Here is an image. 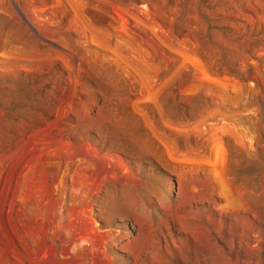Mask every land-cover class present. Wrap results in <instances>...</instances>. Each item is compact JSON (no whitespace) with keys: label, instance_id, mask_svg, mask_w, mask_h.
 <instances>
[{"label":"rangeland","instance_id":"rangeland-1","mask_svg":"<svg viewBox=\"0 0 264 264\" xmlns=\"http://www.w3.org/2000/svg\"><path fill=\"white\" fill-rule=\"evenodd\" d=\"M0 264H264V0H0Z\"/></svg>","mask_w":264,"mask_h":264}]
</instances>
